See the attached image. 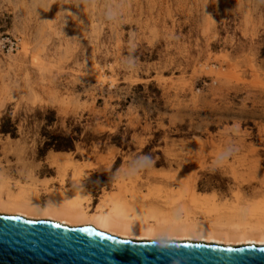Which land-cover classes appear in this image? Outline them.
I'll return each mask as SVG.
<instances>
[{
    "label": "rangeland",
    "instance_id": "rangeland-1",
    "mask_svg": "<svg viewBox=\"0 0 264 264\" xmlns=\"http://www.w3.org/2000/svg\"><path fill=\"white\" fill-rule=\"evenodd\" d=\"M6 118L13 191L264 215V0H0Z\"/></svg>",
    "mask_w": 264,
    "mask_h": 264
},
{
    "label": "bare ground",
    "instance_id": "bare-ground-1",
    "mask_svg": "<svg viewBox=\"0 0 264 264\" xmlns=\"http://www.w3.org/2000/svg\"><path fill=\"white\" fill-rule=\"evenodd\" d=\"M16 188L15 191L9 189L8 183L0 179V213L29 219H50L69 227L91 225L125 240L264 246V215L250 211L249 217L252 219L245 221L247 217H243L246 214L227 210L228 217L222 220L216 215L215 208L208 210L202 207L205 200H199L193 193V204L189 210L182 207L169 212L132 209V206L125 205L120 198L110 194L105 195L90 210L89 198L76 187H71L73 190L67 192L60 188L48 189L44 201L35 185H20Z\"/></svg>",
    "mask_w": 264,
    "mask_h": 264
},
{
    "label": "water",
    "instance_id": "water-1",
    "mask_svg": "<svg viewBox=\"0 0 264 264\" xmlns=\"http://www.w3.org/2000/svg\"><path fill=\"white\" fill-rule=\"evenodd\" d=\"M0 264H264V246L125 240L91 225L0 213Z\"/></svg>",
    "mask_w": 264,
    "mask_h": 264
},
{
    "label": "trees",
    "instance_id": "trees-1",
    "mask_svg": "<svg viewBox=\"0 0 264 264\" xmlns=\"http://www.w3.org/2000/svg\"><path fill=\"white\" fill-rule=\"evenodd\" d=\"M8 121L9 119L6 118L2 122L0 126L1 132L8 133L11 130H15L13 124H10V122ZM48 135L49 136L47 140L44 142L43 150L52 148L56 151H62V150H72L74 148L75 138L73 136H62L60 134H48Z\"/></svg>",
    "mask_w": 264,
    "mask_h": 264
},
{
    "label": "crops",
    "instance_id": "crops-1",
    "mask_svg": "<svg viewBox=\"0 0 264 264\" xmlns=\"http://www.w3.org/2000/svg\"><path fill=\"white\" fill-rule=\"evenodd\" d=\"M90 174L93 176V171L92 172H90ZM3 214V213H2Z\"/></svg>",
    "mask_w": 264,
    "mask_h": 264
}]
</instances>
